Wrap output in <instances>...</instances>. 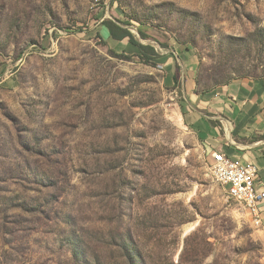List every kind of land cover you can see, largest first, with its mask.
Listing matches in <instances>:
<instances>
[{
    "label": "rangeland",
    "instance_id": "obj_1",
    "mask_svg": "<svg viewBox=\"0 0 264 264\" xmlns=\"http://www.w3.org/2000/svg\"><path fill=\"white\" fill-rule=\"evenodd\" d=\"M103 19L192 48L201 86L264 78V0H0V264H264L180 87Z\"/></svg>",
    "mask_w": 264,
    "mask_h": 264
},
{
    "label": "crops",
    "instance_id": "obj_2",
    "mask_svg": "<svg viewBox=\"0 0 264 264\" xmlns=\"http://www.w3.org/2000/svg\"><path fill=\"white\" fill-rule=\"evenodd\" d=\"M121 42V48L129 49L130 54L138 51L127 39ZM159 53L155 62L173 84L172 75L178 66L183 115L205 151L209 155L212 151H221L255 163L257 184L264 186V78L242 76L197 93L198 60L193 49L174 45ZM259 208V229L264 233V199Z\"/></svg>",
    "mask_w": 264,
    "mask_h": 264
},
{
    "label": "built area",
    "instance_id": "obj_3",
    "mask_svg": "<svg viewBox=\"0 0 264 264\" xmlns=\"http://www.w3.org/2000/svg\"><path fill=\"white\" fill-rule=\"evenodd\" d=\"M209 159L213 177L226 189L228 197L243 207L250 221L259 227V203L264 199V186L257 184V165L221 151H212Z\"/></svg>",
    "mask_w": 264,
    "mask_h": 264
},
{
    "label": "trees",
    "instance_id": "obj_4",
    "mask_svg": "<svg viewBox=\"0 0 264 264\" xmlns=\"http://www.w3.org/2000/svg\"><path fill=\"white\" fill-rule=\"evenodd\" d=\"M101 23L107 28L109 37L116 41H121L123 39H127L129 44L134 45L137 47L138 51L136 53L128 54L125 52H117L114 49L109 47V51L115 56L119 58H125L130 59L133 56H137L142 62L156 65L155 59L160 57V53L157 51L155 46H153L150 43H142L140 42L134 33L120 20H112V19H103ZM137 32L139 33L140 37L143 39H146L148 36L142 31V29L139 27ZM160 46L162 48H168L170 44L168 42L161 43ZM176 72L172 75V80L174 84L176 83L179 86V78H178V66ZM232 80V79H230ZM230 80H226L222 84L228 83ZM219 84V85H222ZM218 85H212V86H201L199 79H197L196 75V89L195 91L198 93L205 92L213 87H216Z\"/></svg>",
    "mask_w": 264,
    "mask_h": 264
}]
</instances>
